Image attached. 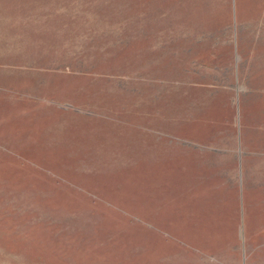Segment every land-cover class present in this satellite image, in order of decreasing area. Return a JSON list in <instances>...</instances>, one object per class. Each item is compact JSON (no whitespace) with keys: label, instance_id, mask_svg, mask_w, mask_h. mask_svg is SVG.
<instances>
[{"label":"rangeland","instance_id":"obj_1","mask_svg":"<svg viewBox=\"0 0 264 264\" xmlns=\"http://www.w3.org/2000/svg\"><path fill=\"white\" fill-rule=\"evenodd\" d=\"M0 264H264V0H0Z\"/></svg>","mask_w":264,"mask_h":264}]
</instances>
